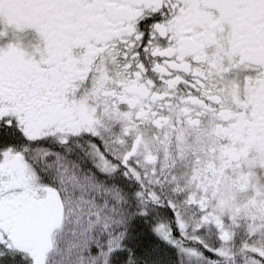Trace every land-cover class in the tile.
Masks as SVG:
<instances>
[{
  "label": "snow or ice",
  "instance_id": "obj_1",
  "mask_svg": "<svg viewBox=\"0 0 264 264\" xmlns=\"http://www.w3.org/2000/svg\"><path fill=\"white\" fill-rule=\"evenodd\" d=\"M0 264H264V0H0Z\"/></svg>",
  "mask_w": 264,
  "mask_h": 264
}]
</instances>
